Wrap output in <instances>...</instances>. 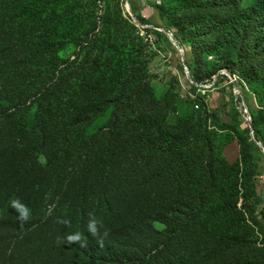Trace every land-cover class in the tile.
Segmentation results:
<instances>
[{
  "label": "trees",
  "instance_id": "obj_1",
  "mask_svg": "<svg viewBox=\"0 0 264 264\" xmlns=\"http://www.w3.org/2000/svg\"><path fill=\"white\" fill-rule=\"evenodd\" d=\"M251 2L242 6L240 0H175L169 10L154 5L161 15L168 13L165 29L171 30L176 42L190 52L193 67L199 65L198 41L203 45L218 42L233 46L228 50L231 63L256 75L264 71V0ZM24 5L31 4L25 0H0V35L6 34L0 37V71L7 65L19 67L31 57L29 44L24 42L26 28L42 15L33 10L23 13ZM132 7L138 11L133 3ZM193 8H202L203 12L192 15L194 21H189L184 12ZM29 17L34 19L31 23ZM137 17L146 21L141 13ZM126 24L134 27L122 15L105 14V29L90 48L99 46L103 51L110 43L108 36L113 27H119L118 33L122 34ZM146 32L153 34L162 48L163 32ZM46 35L50 40L51 30ZM54 37L59 43L55 32ZM134 38L128 44L132 69L124 79L131 87L125 92L132 93V99L113 112L107 125L93 132L84 129L105 109H98L100 98L94 93H78L72 99L65 82L60 87L48 86L47 82L35 94L13 95L8 97V104L0 105V225L17 249L34 245L27 253V264H195V259L189 258L195 257L205 243L204 233L193 229L191 222L204 209L207 195L217 187L212 168L205 162L208 176L203 180L193 157L177 149L165 131H159V137L147 134L141 140L121 135L130 117L159 113L169 99V94H155L159 92L153 84L155 77L144 67V54ZM124 40L128 43V38ZM103 61L99 54L96 63L103 65ZM106 67L110 71L112 64ZM4 74L0 72V77ZM97 77V73L86 74L84 82L93 84ZM97 83L99 89L108 85L102 86L100 79ZM168 93H177L173 82ZM29 100L37 108L33 119L27 111L26 115L22 113V105ZM206 120L205 112L198 111L190 124L205 154L211 152ZM71 123L76 125L74 129H69ZM180 124L173 127L177 134L181 133L177 129ZM252 127L255 139L264 143L259 136L264 129L263 108L252 118ZM139 142L142 160L133 162L131 153L135 150L131 148ZM251 148L260 149L257 145ZM40 153L46 154V161ZM12 198H19L31 209V218L23 227L17 221L18 213L10 208ZM253 198L261 203L264 187L258 194L257 185ZM93 210L110 234L105 246L101 248L91 237L87 249L75 243L65 244L70 233L83 231L87 235V214ZM61 218L69 219L71 227L57 223ZM221 236L218 264L254 263L255 248L251 244L237 247L228 235ZM14 256L12 250L11 257Z\"/></svg>",
  "mask_w": 264,
  "mask_h": 264
},
{
  "label": "rangeland",
  "instance_id": "obj_2",
  "mask_svg": "<svg viewBox=\"0 0 264 264\" xmlns=\"http://www.w3.org/2000/svg\"><path fill=\"white\" fill-rule=\"evenodd\" d=\"M25 1L31 5H24L23 13L33 10L42 17L26 28L24 42L29 44L31 57L19 67L7 65L6 70L0 71L6 72L0 77V105L8 104V97L13 95L35 94L47 82L51 87H60L65 82L72 99L78 93H94L100 98L98 109H105L103 115L87 123L84 129L93 132L107 125L113 112L132 99V93L125 92L131 87L124 79L132 69L128 44L135 37L138 50L144 54V67L155 77L153 84L160 92L155 94L162 97L169 94V99L163 102L165 105L159 113L147 112L130 117L123 124L121 135L126 139L141 140L147 134L158 136L159 131H165L167 139L177 149L193 157L195 169L203 180L208 176L204 171L206 162L217 183L216 189L207 195L204 209L191 222L193 229L204 233L205 243L189 260L194 258L195 264H218V245L221 234H226L237 247L251 244L255 248V261L251 264H264V200L256 203L253 198L257 185L258 194L264 187V152L261 148H251L258 141L252 136L248 124L258 109H264V71L248 74L230 62L228 50L233 47L231 44L207 42L203 45V41H198L201 44L199 65L193 67L190 52L176 44L172 31L165 29L169 22L168 13L163 16L155 9V5H160L169 10L175 0H155L152 4L149 0ZM240 1L242 6H248L253 0ZM132 3L138 11L131 7L130 13ZM192 11L184 12L189 21H194L192 15L203 12L202 8H193ZM139 13L146 18L145 22L138 19ZM105 14L122 15L138 30L126 24L123 27L126 34L122 35L118 33L119 27L114 26L107 47L103 51L99 46L92 49L90 47L97 44L96 40L101 38L105 29ZM32 20L29 17L30 23ZM146 29L163 32L162 48ZM50 30L49 40L46 33ZM54 32L59 43H56ZM3 36L6 34L0 35ZM125 37L128 43H125ZM4 45L8 46L7 42ZM99 54L104 60L103 65L96 63ZM108 63L112 64L110 71L106 67ZM94 73L98 74L96 81L86 84L84 75ZM97 79L102 86L108 85L97 88ZM170 82L176 84L177 93H168ZM32 105L31 100L22 105V113L26 115L27 111L33 119L37 108ZM198 111L207 115L206 138L211 142V152L207 154L190 131L192 118H196ZM177 122H181L177 128L179 134L173 128ZM74 125L71 123L69 129H74ZM259 136L264 141V129ZM260 143L264 146L263 142ZM131 150H135L131 153L133 162H140V142L133 143ZM39 156L43 161L47 160L45 153ZM156 226L162 229V225ZM7 236L0 225V264H27V253L34 249L30 248L34 245L17 249ZM12 250L14 257H11Z\"/></svg>",
  "mask_w": 264,
  "mask_h": 264
},
{
  "label": "clouds",
  "instance_id": "obj_3",
  "mask_svg": "<svg viewBox=\"0 0 264 264\" xmlns=\"http://www.w3.org/2000/svg\"><path fill=\"white\" fill-rule=\"evenodd\" d=\"M10 208L15 209L18 215L16 216L17 221L21 227L31 218V209L23 203L19 198H12L10 200ZM88 220L86 225L87 235L83 231H75L66 236L64 243L68 245L77 244L81 249H87L89 247L88 238H93L97 245L101 248L105 246V241L109 237V232L106 230L103 220L97 217L95 211H91L88 214ZM57 223L62 224L66 227H71V221L69 219H58ZM60 243V241H57Z\"/></svg>",
  "mask_w": 264,
  "mask_h": 264
},
{
  "label": "water",
  "instance_id": "obj_4",
  "mask_svg": "<svg viewBox=\"0 0 264 264\" xmlns=\"http://www.w3.org/2000/svg\"><path fill=\"white\" fill-rule=\"evenodd\" d=\"M131 7H132V6H130V13H131ZM131 15H132V14H131ZM175 43L177 44V42H175ZM248 124H249V128H250L251 131H252V136H254V130H253V127H252V121H251V119L249 120ZM257 145H258L259 148H261V149L263 150V152H264V146H263L260 142H257Z\"/></svg>",
  "mask_w": 264,
  "mask_h": 264
}]
</instances>
